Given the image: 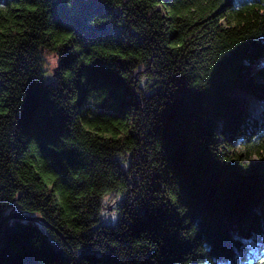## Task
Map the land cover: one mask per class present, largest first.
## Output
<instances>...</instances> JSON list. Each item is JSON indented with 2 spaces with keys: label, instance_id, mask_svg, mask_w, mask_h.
I'll use <instances>...</instances> for the list:
<instances>
[{
  "label": "trees",
  "instance_id": "1",
  "mask_svg": "<svg viewBox=\"0 0 264 264\" xmlns=\"http://www.w3.org/2000/svg\"><path fill=\"white\" fill-rule=\"evenodd\" d=\"M262 158L264 0H0L19 264H264Z\"/></svg>",
  "mask_w": 264,
  "mask_h": 264
},
{
  "label": "water",
  "instance_id": "2",
  "mask_svg": "<svg viewBox=\"0 0 264 264\" xmlns=\"http://www.w3.org/2000/svg\"><path fill=\"white\" fill-rule=\"evenodd\" d=\"M15 211L13 207L6 209L4 215L0 219V264H19L21 260L20 256L11 246L13 234L12 220L35 219L34 217H28Z\"/></svg>",
  "mask_w": 264,
  "mask_h": 264
},
{
  "label": "rangeland",
  "instance_id": "3",
  "mask_svg": "<svg viewBox=\"0 0 264 264\" xmlns=\"http://www.w3.org/2000/svg\"><path fill=\"white\" fill-rule=\"evenodd\" d=\"M48 57V56H46ZM46 60V66L48 69L46 70L47 71V75H49L50 73V67H51V64H52V58H45ZM103 212L104 214H108V215H112L111 211H112V208H111V205L108 206V204H111V198H109L108 196H104L103 197Z\"/></svg>",
  "mask_w": 264,
  "mask_h": 264
},
{
  "label": "snow or ice",
  "instance_id": "4",
  "mask_svg": "<svg viewBox=\"0 0 264 264\" xmlns=\"http://www.w3.org/2000/svg\"><path fill=\"white\" fill-rule=\"evenodd\" d=\"M62 43H64V41H62ZM262 159H264V158H262ZM242 243L244 245H247V246H253V241H251V240H243Z\"/></svg>",
  "mask_w": 264,
  "mask_h": 264
}]
</instances>
